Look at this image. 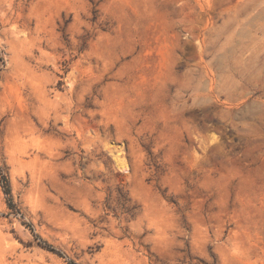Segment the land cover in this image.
Wrapping results in <instances>:
<instances>
[{"label":"rangeland","instance_id":"374dc122","mask_svg":"<svg viewBox=\"0 0 264 264\" xmlns=\"http://www.w3.org/2000/svg\"><path fill=\"white\" fill-rule=\"evenodd\" d=\"M0 264H264V0H0Z\"/></svg>","mask_w":264,"mask_h":264},{"label":"trees","instance_id":"16d2710c","mask_svg":"<svg viewBox=\"0 0 264 264\" xmlns=\"http://www.w3.org/2000/svg\"><path fill=\"white\" fill-rule=\"evenodd\" d=\"M8 192V191H7Z\"/></svg>","mask_w":264,"mask_h":264}]
</instances>
